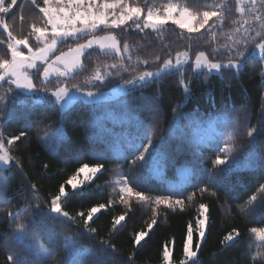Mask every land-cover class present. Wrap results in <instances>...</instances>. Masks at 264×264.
Returning <instances> with one entry per match:
<instances>
[{
  "label": "trees",
  "instance_id": "16d2710c",
  "mask_svg": "<svg viewBox=\"0 0 264 264\" xmlns=\"http://www.w3.org/2000/svg\"><path fill=\"white\" fill-rule=\"evenodd\" d=\"M169 2L129 0L130 5L141 7L144 12L148 6L161 10ZM171 2L200 10H215L213 6H216L223 17L216 21L211 31H207L206 26V29L191 34L172 23L156 31L137 29L132 22L117 29L101 28L94 35L113 31L122 55L90 51L83 57L82 69L67 82L71 86L80 85L84 90L107 91L140 72L157 70L164 59L185 53L189 63L183 67V73L191 90L190 98L185 96L180 84V72L172 71L144 88L135 86L114 100L95 104L77 103L64 111L56 105L45 104L37 95H25L15 101L9 99L0 103V134L5 138V147L20 162L19 167L7 168L6 171L0 167V208L4 209L0 212V264H8L7 257L13 254L26 258L28 264H56V259L66 251V236H71L76 245L101 256L97 245L102 238L109 239L116 247V256L109 255L105 259H115L117 264L120 259L127 260L129 256L133 257V264H162L163 248L168 244L174 251L173 264H179L183 259L182 243L187 226L191 223L195 232L200 204L209 209L206 237L198 251L202 264H253L252 257L256 252H264V249L257 248L260 242L249 231L252 227H264V223L256 222L264 218L261 194L253 202L254 211L245 206L248 198L264 183V134L257 136L254 146L249 144L251 138L247 136L248 130L258 126L264 112V79L260 75L264 61L250 55L238 75L226 76L225 79L215 73L206 76L207 71H194L193 68L196 55L201 51L209 59L226 62L227 46L232 44L228 37L238 39L243 34V29L239 34L235 29L250 14L237 12L236 0ZM38 3L42 6L43 0H38ZM243 6L249 7L247 4ZM256 8L264 14L259 3ZM35 17H39L38 20ZM3 18L18 36H27L32 24L42 26V14L31 0H18L15 12ZM253 28L259 30L260 23L253 24ZM250 34L254 36L255 32ZM0 38H6V34ZM85 38L62 44L59 50L68 49ZM125 43L129 45L128 52L123 51ZM3 48L6 45H0V49ZM252 48L254 45H249V52ZM2 55L3 51H0ZM156 56L161 59L156 61ZM145 60L148 64L143 63ZM112 64H123L128 71L121 69L117 75L116 70L111 68ZM97 70L104 73L105 80L103 83L96 81L97 86L93 87L87 81ZM57 82L51 81L49 85ZM8 87L7 83H0V96ZM5 104L10 111L7 119L3 111ZM217 116H222L223 120L216 122L215 138L207 143L195 141L196 122ZM21 130L26 132L25 137L11 146L7 145V138L19 135ZM146 135L160 146L159 151L143 166L140 161L133 165V157L139 155L135 146L147 144V139H141ZM226 143L233 147L229 157H235L238 163L230 171L219 172L217 176L214 175L217 169L211 161L218 154L224 155L219 149ZM250 148L254 156L248 155ZM153 160L158 163V174L153 170ZM81 163L90 166L101 163L104 165L103 173L98 174L84 194L67 199L63 207L72 216L78 212L86 215L88 208L112 201L107 210L89 223L96 233L86 232L79 216H76L75 222L63 217L56 221L39 217L27 233L32 242H19L15 238L16 224L30 218L25 212L27 206L37 202L45 206V202L58 192L60 184ZM182 169L188 171L187 177L181 184L172 185ZM124 177L131 181L132 187L147 196L155 198L171 194L174 200L182 199L183 206H156L138 201L135 197L125 205L120 202L119 191ZM32 184L37 185L35 193L31 190ZM200 188L208 190L200 192ZM66 190L71 192L70 187L66 186ZM153 207L157 209V223L146 242L135 246L132 243L135 232L147 228ZM8 211L18 213L19 217L9 218ZM125 213L129 218L123 222L124 226L113 229V218ZM233 229L239 231L240 236L235 242L222 244L223 237ZM78 231L81 233L79 236L75 235ZM196 239L198 236L194 235ZM34 243L51 252L52 257L40 258Z\"/></svg>",
  "mask_w": 264,
  "mask_h": 264
},
{
  "label": "snow or ice",
  "instance_id": "6c2138e0",
  "mask_svg": "<svg viewBox=\"0 0 264 264\" xmlns=\"http://www.w3.org/2000/svg\"><path fill=\"white\" fill-rule=\"evenodd\" d=\"M236 11L240 13L248 12L249 18L245 19L242 24L235 29L239 35L238 39H233V36H229L228 39L232 40V44L228 45V57L226 62L219 60H212L205 56L203 51L198 52L194 61L195 69H207L206 76H210L215 73L225 79L232 75H238L245 63L248 61L249 56H255L256 52H259V59L264 61V14L256 8L259 3L261 9H264V0H236ZM32 5L38 9L42 14V26L38 27L36 24H32L31 31L27 36L17 37L11 26L7 23L6 17L12 15L17 7L18 0H0V45H6V48L0 49L3 51V55L0 56V82H5L9 85L3 96H0V103H4L6 100H17L26 93H45L41 97L42 101L51 106L57 104L61 108L74 103L77 100V96L72 95L69 87L66 84L57 82V86L54 90L47 87H37L34 82L33 76L29 75L31 69H35L36 73H39L41 77V83H50V67L51 65L44 67L42 73H40V64H47L50 56L54 55L57 49L58 43L68 42L70 40H80L84 36H90L85 43H77L74 47H69L67 52H61L55 56V59L51 61V64L63 65V71L57 70L59 77H69L74 69L82 67L80 64V57L84 55L85 50L93 48L94 45L99 46L101 50L115 51L117 56H121L122 52L119 47V41L113 34H107L101 37L95 36L94 33L97 29L103 28H122V26L132 22L137 29H152L153 31L159 30L168 21L176 25L180 29L186 30L189 34L198 33L201 29L211 31L216 26V21L222 20L223 13L213 6L215 10H200L199 8H190L187 4L178 5L169 3L163 5L162 11L160 9H154L148 6L146 13L141 7L132 6L129 0H43L42 6L38 3V0H31ZM249 5L245 8L243 5ZM215 18V19H214ZM23 20V16L20 17ZM141 21L143 23L141 24ZM211 21V23H210ZM260 23V29L253 28V24ZM235 23V21H234ZM51 29L49 34L48 29ZM255 32V35H251V32ZM35 39L37 46L35 49L30 44L32 39ZM259 41V42H257ZM249 45H254V48L249 52ZM27 49V54L22 50ZM129 45L124 44L123 51L128 52ZM215 51V50H214ZM184 53H177L175 63L171 58L164 59L162 64H159L157 70L143 71L132 79L124 80V85L138 86L144 88L148 84L155 80L160 79L162 76L167 75L172 71L180 72V84L183 86V91L186 97L190 98L191 90L184 80L183 65L186 63L182 59ZM130 59V57H129ZM160 56H156L155 60L159 61ZM40 62V63H37ZM144 64H148V61H143ZM112 69L116 70L117 75L121 69L128 71L123 64H112ZM107 70V69H106ZM235 70V71H234ZM111 73H109L110 75ZM198 74V73H197ZM261 78L264 79V69H262ZM105 75L101 71L97 70L95 74L88 79V83H91L93 87H96V81L103 83ZM14 86V87H13ZM76 93H80L85 97H93L97 93L92 91H85L80 85L73 84L71 86ZM5 118L10 115L7 104L3 109ZM264 134V112H262L258 126L252 127L247 131V136L250 139L249 144L254 146L257 142V136ZM26 132L21 130L19 135H11L7 138V145L11 146L14 142L20 141L22 137H25ZM141 139H147V144H138L135 146V150L139 152L138 156H134L131 163L135 165L137 161L141 162V166L156 152L159 151L160 146L153 142L151 136H145ZM232 137L229 136V140ZM46 142V140H45ZM143 149L140 151V149ZM233 150L230 143H226L224 147L219 151L224 153L223 156L216 155L215 159L211 161L212 165L217 172L230 171L238 162L235 157H229L228 153ZM249 156H254L253 151L249 150ZM15 161V163H14ZM0 164L11 167H19L20 162L16 160L10 153L9 148L5 147V138L0 134ZM47 167V166H45ZM104 165L97 163L89 165L88 163H81L75 172L68 177L63 183L60 184L58 192L50 197L45 202V206H42L39 202L36 204H29L25 209L26 214L30 217L27 220H22L16 224L15 235L19 239H27V233L35 225L36 220L39 217H45L48 220L56 221L61 217L68 221L75 222L76 216H79L83 220L84 230L91 234L96 233V229L90 228L89 223L94 222V218H98L99 214L107 210L108 206L112 204L109 201L108 204L99 203L87 209L85 215L84 212H78L76 216H72L69 212L64 210V203L67 199H71L78 194H84L88 187L92 184L95 178H98V174H102ZM2 181V178H0ZM123 186L120 189V202L128 205L129 201L135 197L138 201L144 203H152L156 206L165 205L167 207L183 206L182 199H173V196L164 195L156 196L155 198L147 196L143 191H137L131 186V181L126 177L122 178ZM66 186L70 187L71 192L66 190ZM31 190L33 193L37 190V185L32 184ZM207 188H200V192L207 191ZM126 193V196H125ZM258 194H261V202L264 203V183L260 184L257 192L252 194L245 202V206H250L254 211V201H257ZM2 195V194H0ZM192 199L191 196L188 197ZM4 209L0 208V212ZM208 214L209 209L205 204L199 205V217L196 220L195 232L191 223L187 226V233L183 238L182 243V256L183 259L179 261V264H202L198 257V251L202 248V241L206 237V230L208 227ZM8 217L11 219H17L18 213L8 211ZM157 209H152V219L147 224L145 230L136 231L132 243L135 246H142L146 239L149 237V233L154 229L157 223L156 220ZM127 213L115 216L112 221L113 229H119L124 226V223L128 219ZM257 223H264V218L256 221ZM249 231L254 234L257 241L258 249H264V227H252ZM75 235L79 236L81 233L78 231ZM194 235L198 236V239L194 240ZM240 236V232L233 229L227 235L223 237L222 244L228 242H235ZM66 251L58 259L56 264H117L115 259L106 260L105 257L109 255L116 256V247L110 242L109 239H101L97 245L99 249L97 253L92 252L90 249L78 246L75 244L71 236H66ZM174 247V241L171 242ZM196 249V250H193ZM47 257H52L51 252L44 253ZM163 262L162 264H173L174 251L171 250L168 244L163 248ZM253 264L258 261L259 264H264V252L257 251L252 257ZM8 264H28L26 258L17 254L9 255L7 257ZM119 264H133V257L129 256L127 260L120 259Z\"/></svg>",
  "mask_w": 264,
  "mask_h": 264
},
{
  "label": "rangeland",
  "instance_id": "374dc122",
  "mask_svg": "<svg viewBox=\"0 0 264 264\" xmlns=\"http://www.w3.org/2000/svg\"><path fill=\"white\" fill-rule=\"evenodd\" d=\"M162 9H161V11H162ZM146 11H145V13H146ZM38 18L35 17V20L36 19L38 20ZM142 23H143V21H141V24ZM168 23H171V21L166 22L164 25H166ZM101 28H103V26H101ZM100 29H97L96 32L98 30H100ZM141 29H143V28H141ZM148 30H152V29H148ZM48 31H49V34H50L51 29L49 28ZM184 31H186V30H184ZM18 33H21V31L18 30ZM22 33H24L23 30H22ZM107 34H113L114 35L113 31H110V32H108V33H106L104 35H107ZM15 35L17 37H23V36H18V34H15ZM104 35H101V36H104ZM101 36H98V37H101ZM84 37H86V38L81 43H85L87 39L91 38L90 36H84ZM70 41H75V40H70ZM68 42L58 43L57 49L55 50L54 55L50 56L48 63L47 64H40V73L43 72L44 67H47V66L51 65V67H50V73L51 74L49 76L50 82L51 81H60L61 83L66 84L69 87L72 95L77 96V100L74 103L69 104V105L65 106L64 108H61L60 105L57 104L56 106L59 108L60 111L67 110L68 108L72 107L73 105H75L77 103H81V104L105 103V102H108V101H111V100H114L116 98L121 97L129 89L135 87L133 85H124V83L122 82L119 85H117L116 87H114V88H112L110 90H107V91L85 90V91H92L93 93H97L93 97H85V96H83L80 93H76L75 90L71 88V85L68 84L67 81L70 78H72L74 76V74H76L77 72H79L82 69V67H78V68L74 69V71L72 72V74L69 77H66L65 78V77H59L57 75V70L63 71V65L51 64V61L55 59V56L56 55H59L61 52H67L68 51V49L59 50L60 45L66 44ZM32 43L35 45V47H37V46L42 47L43 46V45H37L34 38L30 41V44L33 46ZM74 46H71V47H74ZM35 47L33 46L34 49H35ZM22 50L25 52V54H27V49H23L22 48ZM90 51L111 52V53L116 54L115 51H111V50H101L99 48V46L94 45L93 48L85 50L84 55L87 54V53H89ZM84 55L80 57V64L81 65L83 63V57H84ZM255 56L256 57H259V52L258 51L256 52V55ZM175 58H176V56L174 58H172L173 63H175ZM182 59L184 61H186V63L183 65V67H184V66H186L189 63V57H188L187 54H185L182 57ZM37 63H40V62H37ZM193 68H194V62H193ZM201 70H204V71H207L208 72V70L206 68L205 69H195L194 68V71H201ZM28 71H29V75L33 76L34 82L36 83V81H37V83H38L37 84V87H47V88H49L51 90H54L55 87L57 86V83L55 85H49V83L42 84L41 83V77H40L39 73H36V70L35 69H31V70H28ZM155 71H153V72H155ZM212 74H214V73H212ZM0 83H2V82H0ZM25 95H28V96H35V95H37V96L43 97L45 95V93H26ZM221 120H223V117L222 116H217V117H213L211 119H207V120H204V121H201V122H198L197 121L196 122V128H195V135H194V138L193 139L195 141L199 142V143H207V142L212 141L215 138L216 132H217L216 122L217 121H221ZM157 164L158 163H157L156 160H153L152 161V167H153V170H154V172L156 174H158V172H159V170H158L159 167L157 166ZM0 167L6 168L7 166H4L3 164H0ZM187 175H188V171L187 170H185V169L180 170L179 173H178V179H177V181L173 182L172 185H179V184H181L185 180V178L187 177ZM122 186H123V184H122V181H121V183L119 184V191H120V189H121ZM125 195H126V193H125ZM15 238L19 242H21L23 244L27 243L28 241L29 242H32L29 238H27V239H19V238H17L16 235H15ZM33 246L38 249V254H39V256H41L40 258H44L45 257L44 253H46L45 249L42 246H39L38 247L37 243H34Z\"/></svg>",
  "mask_w": 264,
  "mask_h": 264
}]
</instances>
